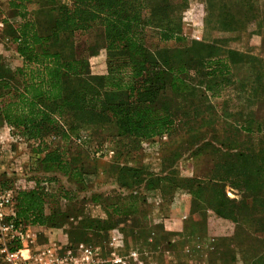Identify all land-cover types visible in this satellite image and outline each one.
<instances>
[{
	"label": "rangeland",
	"instance_id": "obj_1",
	"mask_svg": "<svg viewBox=\"0 0 264 264\" xmlns=\"http://www.w3.org/2000/svg\"><path fill=\"white\" fill-rule=\"evenodd\" d=\"M3 5L2 35L7 26L22 22V16L47 33L64 11L62 5L70 6L71 0H8ZM170 7L183 39L162 43L148 31L146 45L153 51L179 46L185 58H224L230 67L229 82L219 96L198 104L195 121L179 126L172 136L133 139L116 135L111 123H78L68 104L58 115L53 104L47 110L62 131L45 132L38 141L0 119L1 185L19 191L38 188L46 195V223L27 221L20 245L31 264H264V237L252 233L249 220L223 218L204 200L191 204L183 182L198 178L205 185L215 179V146H244L243 132L228 145L233 129L249 116L264 119V0H170ZM88 44L100 47L89 59L91 72L106 73L100 29L76 33L65 42L74 54H85ZM0 62L3 73L23 65L6 37L0 40ZM191 74L197 97L203 81ZM113 97L125 101L123 92ZM184 128H193L191 143ZM196 147L197 153L191 154ZM47 153L67 165V174L57 171V161H44ZM216 184H206L201 196L210 198L220 188L230 200L246 197L227 182ZM61 187L76 200L62 199ZM114 205L127 213L119 225L111 214ZM11 208L15 212L14 202ZM255 217L260 219L259 213Z\"/></svg>",
	"mask_w": 264,
	"mask_h": 264
},
{
	"label": "trees",
	"instance_id": "obj_2",
	"mask_svg": "<svg viewBox=\"0 0 264 264\" xmlns=\"http://www.w3.org/2000/svg\"><path fill=\"white\" fill-rule=\"evenodd\" d=\"M62 7L64 11L49 24L47 33L40 31L31 17L22 16V22L13 28L7 26L8 31L2 35L14 45L23 65L11 73H3L0 67V90L4 89L0 92V119L21 128L25 137L36 139L45 132L62 131L52 111L47 110V105L53 104L58 115L61 106L68 104L78 123L101 127L111 123L116 135L133 139L172 136L179 126L195 121L198 104L219 96V90L229 82L226 74L230 67L224 58L197 61L185 58L179 46L153 51L146 45L148 31L162 43L183 39L176 18L172 17L170 0L153 4L149 0H71L70 6ZM95 29L101 31V48L107 58L106 73L101 75L92 73L89 63L100 47L88 44L85 54H74L65 45L76 33L89 34ZM179 54L183 57L178 58ZM193 72L203 81V91L197 97L198 89L189 83ZM215 77L220 79L214 81ZM16 82L20 85L17 88ZM118 92H123L125 101L114 100ZM192 131L193 128H184L189 143L193 140ZM238 132L246 137L244 146H226V150L223 142L215 146L214 153L219 156L213 166L216 178H210L205 185L198 178L183 179L184 189L191 204L207 201L215 214L234 221L249 220L252 233L264 237V119L246 118L237 130L233 129L228 145L236 142ZM196 149L190 153H197ZM44 161H57V171L67 174V165L53 153H47ZM218 182H227L246 193V197L230 200L220 188L210 198L201 196L206 184L218 186ZM59 196L76 200L70 190L62 187ZM45 197L38 188L18 191L14 198L16 220L45 224ZM258 213L260 219L255 217ZM111 214L117 224L123 222L122 216L127 213L114 205Z\"/></svg>",
	"mask_w": 264,
	"mask_h": 264
},
{
	"label": "built area",
	"instance_id": "obj_3",
	"mask_svg": "<svg viewBox=\"0 0 264 264\" xmlns=\"http://www.w3.org/2000/svg\"><path fill=\"white\" fill-rule=\"evenodd\" d=\"M19 187L10 188L0 184V264H31L21 254L26 238V224L17 221L12 205Z\"/></svg>",
	"mask_w": 264,
	"mask_h": 264
},
{
	"label": "crops",
	"instance_id": "obj_4",
	"mask_svg": "<svg viewBox=\"0 0 264 264\" xmlns=\"http://www.w3.org/2000/svg\"><path fill=\"white\" fill-rule=\"evenodd\" d=\"M5 2H6V6H7L8 0H0V8L4 6L3 3H5ZM1 17H3V15H1ZM1 17H0V40H2V37H3L2 34H1V31H2L1 27H4V25H3L4 23H3V20H1ZM2 126L3 125L1 124V121H0V130H3ZM120 223H117L116 225H119Z\"/></svg>",
	"mask_w": 264,
	"mask_h": 264
}]
</instances>
